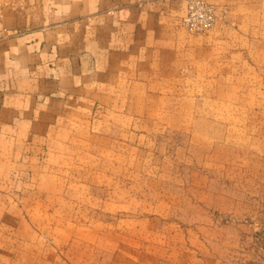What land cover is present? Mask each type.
Segmentation results:
<instances>
[{
    "label": "rangeland",
    "instance_id": "1",
    "mask_svg": "<svg viewBox=\"0 0 264 264\" xmlns=\"http://www.w3.org/2000/svg\"><path fill=\"white\" fill-rule=\"evenodd\" d=\"M219 1L231 68L190 54L139 95L153 109L122 111L118 140L85 142L37 190L0 143V264H264V0Z\"/></svg>",
    "mask_w": 264,
    "mask_h": 264
},
{
    "label": "crops",
    "instance_id": "2",
    "mask_svg": "<svg viewBox=\"0 0 264 264\" xmlns=\"http://www.w3.org/2000/svg\"><path fill=\"white\" fill-rule=\"evenodd\" d=\"M184 12L183 0H0V143L22 163L19 189L37 190L85 142L118 140L122 111L153 109L139 95L164 92L158 79L179 80L203 47L231 68L225 28L187 39Z\"/></svg>",
    "mask_w": 264,
    "mask_h": 264
},
{
    "label": "built area",
    "instance_id": "3",
    "mask_svg": "<svg viewBox=\"0 0 264 264\" xmlns=\"http://www.w3.org/2000/svg\"><path fill=\"white\" fill-rule=\"evenodd\" d=\"M185 12L181 18L182 26L191 33H204L215 24L216 14L208 0H183Z\"/></svg>",
    "mask_w": 264,
    "mask_h": 264
}]
</instances>
